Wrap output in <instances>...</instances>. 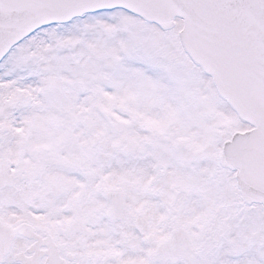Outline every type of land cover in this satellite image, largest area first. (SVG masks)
<instances>
[{
    "label": "snow or ice",
    "instance_id": "snow-or-ice-1",
    "mask_svg": "<svg viewBox=\"0 0 264 264\" xmlns=\"http://www.w3.org/2000/svg\"><path fill=\"white\" fill-rule=\"evenodd\" d=\"M0 264H264V0H0Z\"/></svg>",
    "mask_w": 264,
    "mask_h": 264
}]
</instances>
